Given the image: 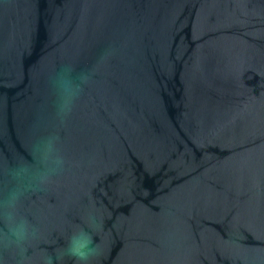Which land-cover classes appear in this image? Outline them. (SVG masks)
<instances>
[{
	"label": "water",
	"instance_id": "water-1",
	"mask_svg": "<svg viewBox=\"0 0 264 264\" xmlns=\"http://www.w3.org/2000/svg\"><path fill=\"white\" fill-rule=\"evenodd\" d=\"M0 264H264V0H0Z\"/></svg>",
	"mask_w": 264,
	"mask_h": 264
},
{
	"label": "clouds",
	"instance_id": "clouds-1",
	"mask_svg": "<svg viewBox=\"0 0 264 264\" xmlns=\"http://www.w3.org/2000/svg\"><path fill=\"white\" fill-rule=\"evenodd\" d=\"M87 253L83 251H74L73 256L77 257L78 259H86L87 258Z\"/></svg>",
	"mask_w": 264,
	"mask_h": 264
}]
</instances>
